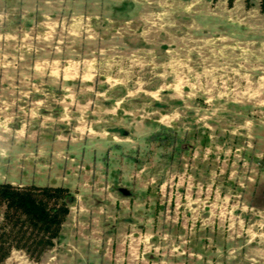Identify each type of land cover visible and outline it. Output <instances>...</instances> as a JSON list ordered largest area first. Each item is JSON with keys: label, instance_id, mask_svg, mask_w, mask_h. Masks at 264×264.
Instances as JSON below:
<instances>
[{"label": "rangeland", "instance_id": "374dc122", "mask_svg": "<svg viewBox=\"0 0 264 264\" xmlns=\"http://www.w3.org/2000/svg\"><path fill=\"white\" fill-rule=\"evenodd\" d=\"M0 30V183L95 154L0 264H264V0H0Z\"/></svg>", "mask_w": 264, "mask_h": 264}, {"label": "trees", "instance_id": "16d2710c", "mask_svg": "<svg viewBox=\"0 0 264 264\" xmlns=\"http://www.w3.org/2000/svg\"><path fill=\"white\" fill-rule=\"evenodd\" d=\"M54 197L57 201L64 198L63 202L57 203V206H50L48 199ZM75 201V196L70 193L69 189L64 187H20L11 183H0V205L4 207L5 222L8 224L0 228L4 230L5 235L8 227H12L9 232L15 235L16 229L18 234L22 235L21 240L25 239V230L33 228L38 232L51 233L56 235L65 215L69 213V206ZM51 243V240L50 242ZM7 242H0V252L4 251ZM7 256L3 255L1 260Z\"/></svg>", "mask_w": 264, "mask_h": 264}, {"label": "crops", "instance_id": "0c3cea01", "mask_svg": "<svg viewBox=\"0 0 264 264\" xmlns=\"http://www.w3.org/2000/svg\"><path fill=\"white\" fill-rule=\"evenodd\" d=\"M0 33H2L1 30H0ZM78 148L81 151L77 155H73L72 154L73 152H71V150H65L66 152H64L63 150H60V153H61L60 156H62V153L63 154L66 153L68 155V157H69L68 161L63 162V159H61L60 162L62 163V165L66 164V169L73 170V172H72L73 174H66L65 177L64 176H56L57 175L56 174L54 178L52 176H46V179H48V181L50 182V185L54 184V185H57V186H62V187L70 189V191H72L71 189H74V188H75V190H80V189L84 190V189H86V185H88V183L91 181V178H89V176L85 175V174H88V173H83V174L82 173H78L76 170L78 169L79 165L75 166L73 164L77 163L78 161H81L83 159L87 160V161L90 160L89 162H91L93 157H91L89 155L94 152V149L91 150L92 147L89 145V143H87V144L82 143V144L78 145ZM69 153H70V155H69ZM93 155H95V154L93 153ZM28 159H30V158L23 157V159L21 161H22L23 164H25V163L28 162ZM55 161H57V159H55ZM57 163H59V161H57ZM101 167H102V165H101ZM98 171L101 172V170H98ZM51 181H53V182H51ZM24 186H26V185H24ZM43 186H47V184L43 185ZM109 186L110 185H108V187ZM73 195H75V201L72 204H74L76 202V195L77 194L73 193Z\"/></svg>", "mask_w": 264, "mask_h": 264}, {"label": "water", "instance_id": "95a60500", "mask_svg": "<svg viewBox=\"0 0 264 264\" xmlns=\"http://www.w3.org/2000/svg\"><path fill=\"white\" fill-rule=\"evenodd\" d=\"M122 192L126 195H129L130 194V191L126 188H121Z\"/></svg>", "mask_w": 264, "mask_h": 264}]
</instances>
